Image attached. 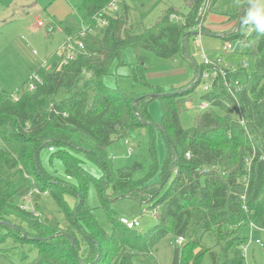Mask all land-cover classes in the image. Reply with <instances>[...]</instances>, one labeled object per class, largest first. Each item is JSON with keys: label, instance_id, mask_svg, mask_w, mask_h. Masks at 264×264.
<instances>
[{"label": "trees", "instance_id": "1", "mask_svg": "<svg viewBox=\"0 0 264 264\" xmlns=\"http://www.w3.org/2000/svg\"><path fill=\"white\" fill-rule=\"evenodd\" d=\"M207 1L182 0L184 14L169 6L153 26L134 34L128 6L121 0H83L88 27H95L96 19L105 25L77 37L83 49L73 48L67 64L61 55L51 72L37 70L34 75L40 83L34 90L26 89L27 80L14 95L0 93V256L15 246L32 244L35 254L27 264H156V245L170 236L183 239L181 246L174 245L180 250L178 264H203L205 258L212 264H243L240 248L247 240L248 224L264 230V33L242 32L250 0L228 30L220 35L209 32L203 26L206 13L198 12L205 5L210 11L217 0ZM112 3L121 13L107 14ZM204 33L251 49L253 72L241 81L242 89L234 97L217 84L208 94L197 90L205 67L191 60L188 43L191 36ZM128 49L136 55L129 65L130 77L149 87V94L102 83L117 68L128 66L122 61ZM142 51L161 59L179 55L190 59L191 82L168 93L150 87L141 70ZM86 78L93 83L84 82ZM195 97L210 107L184 128L180 115ZM155 98L162 105L160 122L153 121L145 107ZM143 128L161 133L162 164L157 168L153 162L142 180L132 179L140 169L137 163L114 174L106 148L129 131ZM44 150L50 161L61 162L72 183L64 185L47 173L41 158ZM86 163L99 174L94 176ZM89 182L98 195L103 194L99 209L108 231L96 221L95 209L86 205ZM35 189L51 195L64 226L22 208L27 195L33 202L39 200L32 193ZM106 189L109 195L104 194ZM63 194L76 199L73 207ZM120 198L158 208L157 223L146 230L127 229L107 206L109 200ZM233 247L239 250L230 255ZM22 253L26 258L27 252Z\"/></svg>", "mask_w": 264, "mask_h": 264}, {"label": "rangeland", "instance_id": "2", "mask_svg": "<svg viewBox=\"0 0 264 264\" xmlns=\"http://www.w3.org/2000/svg\"><path fill=\"white\" fill-rule=\"evenodd\" d=\"M121 2L128 6L129 23L132 25L134 34H140L153 26L169 6L174 7L180 13L186 12L182 0H121ZM82 3L83 0H0V93L14 95L18 87L29 80L37 70L49 73L61 55H71L70 50L77 47V33L88 28L89 25ZM246 3L247 0H217L215 7L205 12L203 26L209 32H219L220 35L238 20L239 12L244 9ZM112 9L107 10V14H112ZM117 12L121 13L120 8L115 13ZM244 12L246 13L245 10ZM241 26L245 36H250L254 31L244 23ZM224 43L220 36L213 34L204 33L191 36L188 43L191 60L197 65H202L203 54L210 59L223 57V63L228 69H239L244 61L245 71L238 75V78L243 81L254 69L251 49L248 45L233 40L231 42L233 51L223 55ZM141 55L142 74L150 87L168 93L172 89L185 87L191 82L193 67L190 59L187 60L182 55L161 59L145 51H142ZM122 61L128 66L117 68L112 75L105 77L102 83L109 88L118 87L137 94H149L151 91L149 87L134 82L130 77L129 65L136 61L135 53L130 49L125 50ZM84 82L91 84L93 79L86 78ZM199 103L200 101L195 97L190 107L180 115V122L184 128H189L194 118L198 116ZM145 107L150 118L155 122H160L162 118L160 99L155 98L149 101ZM151 143L153 152L150 151ZM105 151L114 174L117 170L130 167L135 163L139 164L140 169L132 175L133 180L146 178L153 162L159 168L165 156L164 139L161 133L154 131V134H151L147 128L129 131L125 136L111 143ZM41 158L47 173L60 179L64 185L72 183L70 179H66L61 162L57 159L50 161L51 156L47 150L41 153ZM86 165L94 176L99 174L98 168L93 164L86 163ZM173 175L165 188L173 179ZM32 193L39 195V200L33 202V198L29 195L27 202L22 198L24 205L28 206L29 210L32 208L40 219L47 218L51 222L60 221V226H64L63 216L59 213L51 195L39 194L37 189L32 190ZM109 193L108 189L104 191L106 195ZM62 197L70 207H73L76 199L71 198L72 195L63 194ZM86 197L87 207L95 209L96 221L108 231L109 226L105 221L103 211L99 209L103 194L98 195L95 184L92 182L88 184ZM37 205H40L41 209H37ZM107 206L116 213L118 218L138 219L140 230H146L157 223V219L151 216L153 209H148V205L143 207L136 200L112 199L108 201ZM155 209L158 214V208ZM244 234L247 240L244 243L243 264H264V230L250 231L249 229ZM256 240L259 244L255 243ZM174 245L175 240L170 236L165 237L156 245L153 255L156 264H172ZM236 250L239 249L233 247L230 255H233ZM22 251L27 252V257L24 259ZM34 254L35 249L32 244H26L23 247L15 246L8 250L5 257L0 256V264H27ZM203 264L212 263L209 258H205Z\"/></svg>", "mask_w": 264, "mask_h": 264}, {"label": "built area", "instance_id": "3", "mask_svg": "<svg viewBox=\"0 0 264 264\" xmlns=\"http://www.w3.org/2000/svg\"><path fill=\"white\" fill-rule=\"evenodd\" d=\"M111 8H113L112 12H115L117 9V7L114 3L111 4L109 9H111ZM206 11H207V5H205L204 7H202L199 10L198 15L203 16ZM103 25H105L104 20L96 19V26L95 27H93V28L88 27V28L81 30L79 33H77V37L83 38L87 33H90V34L94 33L96 28L101 27ZM76 48L77 49H83V45L80 41H78ZM70 51H71V55L70 56H64V59L62 60V63L64 65L67 64V62L69 60H71L73 57L72 49ZM232 51H233V47L231 45V42H225L223 44V47H222V54L226 55V54L231 53ZM201 63H202V66L205 67V70L202 72V74L200 76V82H199V85L197 88L199 93H201V94L210 93L215 84H217L218 86H223L224 89L233 97L241 91V89H242L241 80L237 76L235 77L234 73H236L237 71H239V72L245 71L246 65H245L244 61H242V65L239 69H233V68L228 69L227 67H225V65L223 63V57H219L216 59H210V58H207L203 54L202 59H201ZM37 83H40V79L37 75H33L28 80V83L26 85V89L28 91L34 90L35 84H37ZM13 100L16 101L17 97L14 96ZM209 107H210V104L207 101H200V103L198 104V111L204 112V111L208 110ZM238 121H239V124L241 126L244 125V120L241 117L239 118ZM49 150L52 151V149H49ZM186 156L189 157V155H186ZM244 183H246V179H244ZM28 197H29V195L25 196L23 198V200L26 202L29 201ZM241 199H244V197H241ZM22 208L25 210H29V207L25 206V205H22ZM30 211H32L34 216H37L33 212L32 208L30 209ZM151 216L154 219H158V214H157L156 209H153V213ZM119 222L129 230L139 229V227H140V222L138 219H127V218L121 217V218H119ZM248 227H249L250 231L257 229L251 223L248 224ZM182 242H183V239L181 237H179L175 240V245L179 247V246H181ZM248 242H250V241H248ZM255 243L259 244V241L256 240ZM241 250H242V255H244L245 245L241 246Z\"/></svg>", "mask_w": 264, "mask_h": 264}, {"label": "clouds", "instance_id": "4", "mask_svg": "<svg viewBox=\"0 0 264 264\" xmlns=\"http://www.w3.org/2000/svg\"><path fill=\"white\" fill-rule=\"evenodd\" d=\"M242 23L257 32L264 33V0H250Z\"/></svg>", "mask_w": 264, "mask_h": 264}, {"label": "water", "instance_id": "5", "mask_svg": "<svg viewBox=\"0 0 264 264\" xmlns=\"http://www.w3.org/2000/svg\"><path fill=\"white\" fill-rule=\"evenodd\" d=\"M179 248H175L173 252V260L172 264H178L179 263Z\"/></svg>", "mask_w": 264, "mask_h": 264}, {"label": "crops", "instance_id": "6", "mask_svg": "<svg viewBox=\"0 0 264 264\" xmlns=\"http://www.w3.org/2000/svg\"><path fill=\"white\" fill-rule=\"evenodd\" d=\"M187 108H189L190 107V105L189 104H187V106H186Z\"/></svg>", "mask_w": 264, "mask_h": 264}]
</instances>
